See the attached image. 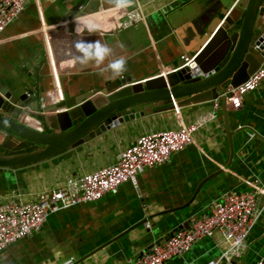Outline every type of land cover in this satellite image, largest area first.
I'll return each mask as SVG.
<instances>
[{
  "label": "crops",
  "instance_id": "1",
  "mask_svg": "<svg viewBox=\"0 0 264 264\" xmlns=\"http://www.w3.org/2000/svg\"><path fill=\"white\" fill-rule=\"evenodd\" d=\"M135 1L26 0V11L0 37L1 78L15 74L42 94L59 80L65 102L118 76L136 81L153 78L159 70L171 73L237 6L236 0L229 5L222 0H138L146 23L124 28L120 20ZM73 12L74 19L64 23ZM46 40L55 51L56 70L47 59ZM229 109L235 132L232 161L223 107L216 109L212 100L179 108V116L162 112L117 125L32 166L0 168V204L13 192L16 200L33 201L38 192L115 164L142 136L178 130L182 124L198 126L194 143L168 163L147 169L137 187L125 183L97 202L50 214L40 230L1 252L0 264H130L174 229L210 214L227 193L253 191L247 182L264 188V83L245 96L242 108ZM220 170L192 201L200 184ZM257 211L258 222L238 258L242 264H256L264 256V196L257 195ZM227 247L216 233L169 264H212Z\"/></svg>",
  "mask_w": 264,
  "mask_h": 264
},
{
  "label": "water",
  "instance_id": "2",
  "mask_svg": "<svg viewBox=\"0 0 264 264\" xmlns=\"http://www.w3.org/2000/svg\"><path fill=\"white\" fill-rule=\"evenodd\" d=\"M241 3L231 13L224 14L225 19L208 31L205 43L190 56L181 58L178 66L171 69L173 72L162 76L159 70L160 73L153 78L136 81L132 76H118L104 86L87 89L79 98L68 99L49 109L48 112H58L55 115L38 114L39 100L27 79L20 80L15 74L2 78L0 75V152L3 151L0 153V168L38 164L78 148L117 125L174 111V101L178 108H183L218 99L223 107L232 161L235 132L230 129V109L223 95L264 68V0H241ZM134 9H128L127 14ZM73 13L63 22L66 23L68 18L73 20ZM125 17L121 18L120 24ZM222 172L206 178L192 201L207 182ZM189 204L170 213L181 211ZM182 228L189 229V225L174 229L146 252Z\"/></svg>",
  "mask_w": 264,
  "mask_h": 264
},
{
  "label": "built area",
  "instance_id": "3",
  "mask_svg": "<svg viewBox=\"0 0 264 264\" xmlns=\"http://www.w3.org/2000/svg\"><path fill=\"white\" fill-rule=\"evenodd\" d=\"M240 2L241 0H236V4ZM134 4L135 9L127 14L122 23L124 28L146 23L142 6L138 0ZM25 11L26 0H0V37ZM46 43L49 42L46 40L45 46ZM46 55L51 67L56 70L55 51L46 46ZM161 71L162 76H166L164 70ZM263 83L264 68L261 67L245 83L229 89L223 95L227 106L233 109L242 108L245 96L258 90ZM34 91V96L39 100L38 114L46 116L58 113L48 112V105L56 106L64 101L59 80L45 94L38 93L36 89ZM174 103V111L179 116V108L175 101ZM215 108H221L219 99L215 100ZM197 130V125L182 124L178 130L142 136L121 153L115 164L72 178L62 188L38 192L33 201L24 200V197L16 200L19 196L13 192L0 204V253L40 230L50 214L80 204L97 202L105 195L116 192L125 183L137 187L140 176L147 169L168 163L173 154L192 145ZM247 184L253 191L227 193L221 202L212 207L210 214L193 221L189 229H178L171 238L155 244L140 259L131 261L130 264H169L172 260L185 256L199 241L213 238L216 233L223 236L228 247L212 264H242L238 260L241 248L259 219L257 195L264 196V188L257 181ZM146 227L151 229V224L147 222ZM256 264H264V256Z\"/></svg>",
  "mask_w": 264,
  "mask_h": 264
},
{
  "label": "rangeland",
  "instance_id": "4",
  "mask_svg": "<svg viewBox=\"0 0 264 264\" xmlns=\"http://www.w3.org/2000/svg\"><path fill=\"white\" fill-rule=\"evenodd\" d=\"M224 3H226L227 5H229V4H231V3H233V1L234 0H222ZM239 4V3H238ZM237 4V5H238ZM242 4V3H241ZM7 77H9V75L7 76Z\"/></svg>",
  "mask_w": 264,
  "mask_h": 264
},
{
  "label": "flooded vegetation",
  "instance_id": "5",
  "mask_svg": "<svg viewBox=\"0 0 264 264\" xmlns=\"http://www.w3.org/2000/svg\"><path fill=\"white\" fill-rule=\"evenodd\" d=\"M241 3V2H240ZM0 153H3V151H1Z\"/></svg>",
  "mask_w": 264,
  "mask_h": 264
}]
</instances>
